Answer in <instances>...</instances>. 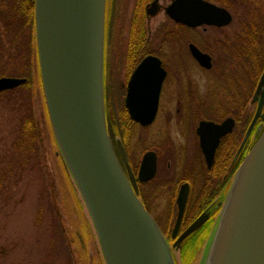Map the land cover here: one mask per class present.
<instances>
[{
  "label": "water",
  "instance_id": "water-1",
  "mask_svg": "<svg viewBox=\"0 0 264 264\" xmlns=\"http://www.w3.org/2000/svg\"><path fill=\"white\" fill-rule=\"evenodd\" d=\"M104 11L105 0H34L36 51L49 123L63 166L88 214L104 264H175L171 246H177L198 228L205 214L170 245L138 199L126 152L117 141L132 183L121 168L105 121ZM166 13L189 27L224 26L232 20L225 7L207 0H172ZM189 50L199 65L212 67L209 54L193 43H189ZM150 61L145 76L142 68L148 59L133 72L126 96L129 116L143 125L155 117L166 75L158 57ZM25 81V77L1 76L0 91ZM142 89H147V94L140 107L134 99ZM263 99L264 70L251 98L257 102L256 109L237 152L262 116ZM233 125L232 117L219 123L199 121V144L208 166L218 139ZM155 170V152L148 150L142 156L138 177L148 180ZM186 196L182 186L172 237L179 227ZM221 205L197 264H264V130L237 168Z\"/></svg>",
  "mask_w": 264,
  "mask_h": 264
},
{
  "label": "flooded vegetation",
  "instance_id": "flooded-vegetation-1",
  "mask_svg": "<svg viewBox=\"0 0 264 264\" xmlns=\"http://www.w3.org/2000/svg\"><path fill=\"white\" fill-rule=\"evenodd\" d=\"M207 1L212 2L211 0ZM171 2L172 0H105L103 37L105 121L112 147L124 173L129 178L128 165L134 177L133 183L130 178L129 181L132 183L137 197L170 243L175 242L177 237L202 213L205 214L202 224L191 231L177 245V250L184 251L185 255H194L197 259L221 208V202H223L236 168L261 131L264 130V99L261 110L262 116L258 117L249 136L238 152L237 149L252 115L243 132H241L242 126L239 125L237 118L232 115L224 117H232L234 125L230 131L218 139L212 163L208 166L199 144L197 126L200 120H213L219 123L224 118L214 120L197 117L191 111V103H194L201 97L198 95L194 96L193 92L188 93L186 88L188 57L190 56L195 61L189 50V43L193 41L188 40V28L193 32L194 38L203 41V36L208 35L206 34L208 28L216 31L215 34L208 36L219 37L220 29L224 31L223 28L227 25L202 24L196 27H188L184 22L174 21L166 13V8ZM3 8L4 5L2 0H0V12ZM30 8L31 5L29 4L22 11V15H27ZM159 15H162L163 18L156 25L155 18ZM25 26L27 29L26 33L28 34L29 27L31 32L30 51L27 46V51L25 52V60H30L31 67L30 69L25 67V70L29 71L28 76L35 78L36 89L39 90L41 87L33 19L31 24L28 21ZM199 28H202V30H199ZM193 43L199 50L211 56L213 65V54L203 49L201 44ZM151 57H158L160 59L161 66L166 71V75L162 82L155 117L149 124L143 125L129 116L126 96L128 93V83L133 72L139 65L143 66L142 62L148 59V63L142 68V76H145L151 68ZM263 70L264 65L260 74ZM170 77L173 79L170 84L172 88L167 91V106L165 108L169 112L166 122L168 124L171 123L170 120L173 115L171 111H174L176 113L174 116L175 122L183 128V136L188 138L189 134H191L192 139L190 143L186 140L181 142L169 136L170 134H166L165 143L162 146H148L135 158L132 154L131 145L133 130L134 128H150L154 125L161 111L163 86ZM146 90H138L134 99L136 100L135 103L139 104L140 107L144 105V96L147 94ZM195 90L198 91L197 87ZM256 104L257 102L253 103L250 98L244 108L246 109L247 105H255L256 108ZM112 124H117L119 131L116 135L113 133ZM239 126L240 128H238ZM117 141H120L126 152L127 165L121 158ZM148 150L155 152L156 170L153 177L142 181L138 177L139 168L142 156ZM150 183L154 185L148 186ZM182 186H185L187 196L179 227L175 232V236L172 237V228L178 213L177 198ZM163 188L166 190V197L164 198L166 211L162 212L161 218H163V222L167 225L165 230L161 227L160 218L156 216L160 205L156 191ZM159 192L161 193L162 191ZM175 261L177 262L176 259Z\"/></svg>",
  "mask_w": 264,
  "mask_h": 264
},
{
  "label": "rangeland",
  "instance_id": "rangeland-1",
  "mask_svg": "<svg viewBox=\"0 0 264 264\" xmlns=\"http://www.w3.org/2000/svg\"><path fill=\"white\" fill-rule=\"evenodd\" d=\"M162 18V15L155 18L156 25ZM235 27L236 22L233 19L223 29L226 32H231ZM199 30H202V28H199ZM4 33V25L0 19V37L3 40L6 39ZM215 33L216 31L211 28L206 31L208 35ZM188 34L190 38L195 37L193 32ZM202 45L205 46V44ZM207 51L211 53L210 50ZM5 64L0 62V67ZM213 76L212 69H203L190 56L188 57L186 77L188 93L193 92L194 96L198 95L207 100L205 86L209 79H213ZM172 79V77L167 79L163 86L161 111L154 125L150 128H134L133 130L131 145L132 154L135 158L148 146H162L165 143L166 134H170L169 136L181 142L186 140L190 143L192 139L191 134H189L188 138L183 136V128L175 122L174 116L176 113L174 111H171L173 113L170 120L171 123L168 124L166 122L169 112L165 108L167 106V91L172 88L170 86ZM35 83L36 81L33 77L31 86L34 95L32 96L33 101H31V104L38 123L46 166V190L51 195L50 199L55 207L57 216L54 219L52 211L47 208V201L43 205L42 212L39 211L40 188L42 190L39 177L27 175L16 185H12L9 191L2 195V198L0 197V264H67L62 255L63 251L58 246V239L51 237L52 227L54 232L56 229L59 233L58 235L64 239L71 264H101L102 260L93 238L88 214L81 205L78 194L75 193L61 160L56 154V146L45 112L41 90L40 88L39 90L36 89ZM196 87L198 91L195 90ZM11 102L7 101L6 95L0 97V158L8 149L16 127L17 112L11 110V105H13ZM254 108L255 105H247L246 112L252 115ZM244 116L247 118L244 113L241 118L244 119ZM247 123V119L243 123L239 121V125L242 127H246ZM32 174H35V172H32ZM152 183L148 184V186ZM159 191L162 192L160 193ZM159 191H156L160 202L156 216L160 218L161 227L165 230L167 225L163 222L161 214L166 211L164 201L166 190L163 188ZM50 242L54 244V246L52 244L53 248ZM174 257L176 259L178 257L177 250ZM193 258L194 256H191V254L184 256L186 263Z\"/></svg>",
  "mask_w": 264,
  "mask_h": 264
},
{
  "label": "trees",
  "instance_id": "trees-1",
  "mask_svg": "<svg viewBox=\"0 0 264 264\" xmlns=\"http://www.w3.org/2000/svg\"><path fill=\"white\" fill-rule=\"evenodd\" d=\"M211 1L231 12L232 21L235 20L236 27L231 32L220 29L219 37L203 36V41L194 37L190 38L189 35V41L201 44L203 49L215 54H213L212 68L214 76L205 86L207 100L201 97L191 103V111L197 117L214 120L232 115L243 123L246 119L249 121L251 117L244 107L251 98L264 65V0ZM2 3L4 8L0 12V19L5 26L6 39L3 40L0 37V62L6 64L0 67V75L27 77V80L16 88L0 92V97L6 95L7 101H12L11 110L17 112L14 136L8 149L0 158V197L2 198L12 185H16L27 175L39 177L42 185L38 200L39 211L42 212L43 205L47 201V208L52 211L55 219L57 212L50 199L51 195L46 190V166L38 123L31 104L34 95L31 86L33 77L28 76L29 71L25 70V67L28 69L31 67L30 60H25L26 48L28 46L30 51L31 40L30 27L27 34L25 25L28 21L32 23L33 0H2ZM29 4L31 5L29 13L22 15V11ZM188 31L190 33L191 29L188 28ZM202 44H205L207 48ZM243 113L247 115V118L245 116L244 119L241 118ZM244 128L241 127V132ZM112 129L114 135L118 134L117 124H112ZM54 223L56 225L55 220ZM51 234V237L58 239V246L63 251L65 261L71 264L64 239L58 235L56 229L54 232L53 227ZM50 244L52 246L53 243L50 242ZM175 252L176 249L173 250L174 256ZM177 252L178 257L175 258L177 264L197 263L198 257L196 259L193 255L194 258L186 263L184 256L187 255L184 251L177 250Z\"/></svg>",
  "mask_w": 264,
  "mask_h": 264
}]
</instances>
